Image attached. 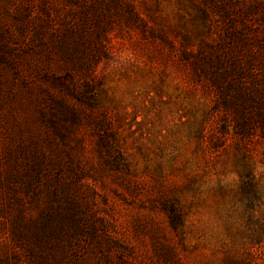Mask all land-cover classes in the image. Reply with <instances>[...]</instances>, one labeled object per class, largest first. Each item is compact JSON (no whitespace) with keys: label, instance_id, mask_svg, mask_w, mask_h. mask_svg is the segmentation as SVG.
Listing matches in <instances>:
<instances>
[{"label":"rangeland","instance_id":"1","mask_svg":"<svg viewBox=\"0 0 264 264\" xmlns=\"http://www.w3.org/2000/svg\"><path fill=\"white\" fill-rule=\"evenodd\" d=\"M1 1L0 27L18 42L11 11L32 0ZM47 1L62 26L75 6ZM117 1L119 11L88 25L104 30L105 51L88 60L89 73L75 72L77 81L47 50L14 46L0 62V178L27 164L8 152L36 139L48 173L39 183L82 207L83 230L64 264H264V134L238 132L214 82L221 68L194 56L202 50L216 63L240 44L227 30L262 24L259 2ZM50 97L76 113L56 131L40 117L53 109Z\"/></svg>","mask_w":264,"mask_h":264},{"label":"trees","instance_id":"2","mask_svg":"<svg viewBox=\"0 0 264 264\" xmlns=\"http://www.w3.org/2000/svg\"><path fill=\"white\" fill-rule=\"evenodd\" d=\"M40 1L36 14L32 13L34 0L21 2L11 11L13 34L18 42L7 39L8 31L0 27V62L3 58L8 60L12 51L16 53L14 46H21L22 52L47 50L56 53L68 65L66 78L77 81L73 77L75 72L89 73L88 60L105 51L104 30L96 28L92 33L88 25L99 27L102 20L98 14L111 9L119 11L120 3L117 0H67L75 7L67 10L69 15L62 19L63 25L60 26V20L55 17L59 16L56 9L50 7L47 0ZM256 1L260 4L262 24H234L227 30V34L235 36L240 44L225 47L229 52L216 63L202 50L193 53L195 60L202 59L221 68L215 74L214 82L221 88L224 106L233 105L237 130L242 135L251 134L253 127H259L264 134V4L262 0ZM124 6L130 18L136 19L132 5ZM182 53L189 56L187 50ZM50 78L54 83H62L67 93L77 96L73 88L65 84L66 78L57 75ZM50 98L53 109L42 110L40 117L56 131L68 114L74 117L76 113L73 104ZM36 143L34 139L28 148L23 144L9 151V159L16 162L17 150L26 156L27 164L18 172L9 168L0 178L6 182L0 183V264H64V259H71L74 240L83 230L80 221L82 207L70 198L65 202L58 200L61 187L39 183L48 173L45 169L46 153L38 150Z\"/></svg>","mask_w":264,"mask_h":264}]
</instances>
